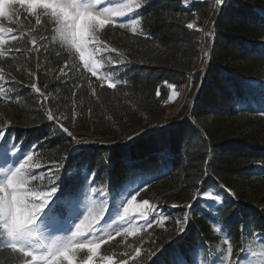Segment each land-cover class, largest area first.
Instances as JSON below:
<instances>
[{"label":"trees","instance_id":"16d2710c","mask_svg":"<svg viewBox=\"0 0 264 264\" xmlns=\"http://www.w3.org/2000/svg\"><path fill=\"white\" fill-rule=\"evenodd\" d=\"M210 9L211 0L189 7L182 5L181 0H150L140 10L144 18L142 28L148 38L127 30L113 32L106 29L101 38L132 61L120 72L128 84L118 85L116 90L98 88L100 99L97 100L88 92L86 81H77L83 84L74 98L77 102V128L99 135H119L145 120L165 114L169 103L164 104L166 89L163 81L175 83L177 89H181L199 52V33L186 29L185 22L193 18L192 13L199 18L206 17ZM253 9H264V0H226V7L222 8L215 22L211 57L202 83L201 71L193 79L196 93L188 114L173 124H161L163 129L158 125L131 140L122 137L117 143L89 145L93 152L86 161L82 162L80 154H69L66 161L61 160L63 173L73 176L78 173L83 177L91 168L96 173L95 184L106 186L110 192L140 178L141 184L147 181V185L138 196L139 200L153 201L162 195L175 204H187L197 187L202 193L205 189L216 188L225 197L223 203L228 207L223 219L234 225L230 230L235 242H243L241 226L250 220H255V231L260 232L264 222V171L256 167V162L264 159V116L253 109L264 103L260 88L264 83V59L251 55L244 45L245 42H264V23L258 22L251 14ZM17 20L19 24L11 25L17 32L21 26L27 31V25L33 23L22 11ZM48 56L47 67H41L37 83L42 90L51 88L49 92L59 99L61 110L70 103V111L72 83H61L56 79L55 71L65 57L62 54L57 58L54 48L49 49ZM44 59L42 51L40 60ZM13 64L15 67L7 63L0 66L11 71L23 84L13 92L16 100L6 104L0 101V119L12 120L14 127L11 131L25 145L37 143L39 147L42 144L46 158L56 159L70 153L74 147L70 138L53 122L47 121L43 110L37 107L39 97L30 88L31 81L26 74L30 64L34 67L35 60L17 54ZM45 83L49 88L44 89ZM158 84L161 85L160 98L155 96ZM48 106H53L51 100ZM89 107L92 109L90 116ZM53 129L57 135L50 136ZM209 155L208 171L211 175L204 177L202 185L196 184ZM219 185L234 191L235 197L229 196ZM193 203L185 242L216 245L220 237L213 232L209 215L199 202ZM169 214L181 216L182 207L169 210ZM166 226L168 231L163 230V238L157 237L155 245L151 244L152 240L144 245V248L151 246L157 251V256L148 264L180 239L176 237L167 242L175 231L171 220ZM108 249L105 245L104 250ZM5 255L0 254V264H3Z\"/></svg>","mask_w":264,"mask_h":264},{"label":"snow or ice","instance_id":"6c2138e0","mask_svg":"<svg viewBox=\"0 0 264 264\" xmlns=\"http://www.w3.org/2000/svg\"><path fill=\"white\" fill-rule=\"evenodd\" d=\"M197 2L203 0H181L185 7ZM148 3L150 0H0V64L15 67L13 59L17 54L35 60L34 67L30 64L26 74L31 81L30 88L38 94L37 107L43 110L47 121L67 134L74 146L70 153L59 158H46L42 144L39 147L37 143L25 145L11 131L14 127L12 120L0 119V254L6 253L3 264H144L145 257L151 260L157 256V251L151 246L144 249L147 241L141 233L151 238L152 233L148 229L154 226L167 232L166 222L169 220L173 222V230L180 239L164 249L152 264H264V222L258 233L254 219L243 224L241 236L244 242L236 243L230 230L234 229V225L223 219L228 206L220 203L222 194H213L207 189L202 193L197 187L187 204L170 206L182 207V215L172 217L158 205L151 204L149 199L137 201L146 189L145 181L132 191L119 186L114 188L113 192L123 199L119 203L113 199L109 211L107 188L104 185L94 186L92 178L96 173L91 168L83 177L78 173L75 176L63 173L61 160L66 161L69 154H80L83 162L93 152L84 136L74 135V129L70 131V127L65 126V121L75 123L77 102L74 98L83 86L77 81H86L88 92L97 100L100 99L98 88L116 90L118 85L128 84L120 72L132 61L101 37L106 29L113 32L122 29L148 38L142 28L144 18L137 12ZM223 7H226V0H214L213 14L219 13ZM21 11L33 22L27 25V31L24 26L17 32L14 26L4 25L5 21L9 25L19 24L15 18ZM251 14L258 22L264 23V9H253ZM192 16L190 21L185 22L186 29L202 32L206 41L214 42L215 21L198 25L199 16L196 13ZM208 23L212 27L205 31ZM244 47L251 55L264 59V42H245ZM50 48H54L57 58L62 54L65 57L55 71L56 79L61 83H72L70 111L67 108L61 110L59 99L51 92L43 91L37 83L41 67H47ZM42 51L44 61L40 60ZM201 52V62L206 66L210 51L202 48ZM110 53H118V56L114 58ZM105 64L110 68L101 72ZM200 71L202 83L204 70ZM19 84L23 81L0 66V101L6 104L16 100L13 92ZM163 86L166 89L164 104L174 102L180 95L177 85L165 80ZM248 86L251 87L250 82ZM43 87L47 89L48 84ZM260 88L264 96V83ZM155 96H162L159 84ZM50 100L52 107L48 106ZM253 111L264 116V103ZM91 112L89 107V116ZM163 127L160 126L161 129ZM55 135L57 131L53 129L50 136ZM133 138L128 137L130 140ZM210 159L211 155L204 160L203 171L196 184L202 185L204 177L211 175L208 171ZM256 167L264 171V159L257 161ZM219 187L235 197L236 193L231 189L224 185ZM197 199L211 201L210 206L213 207L219 205V217H212V230L220 237V244L216 246L185 242L190 210ZM130 237L136 238L139 245L129 243ZM151 244L155 245V240ZM105 245H110L107 251L104 250ZM117 245L124 250L119 253L113 251L112 248ZM198 247L205 250L203 260L197 256ZM218 247L221 249L219 253ZM234 251L240 255L234 257Z\"/></svg>","mask_w":264,"mask_h":264},{"label":"rangeland","instance_id":"374dc122","mask_svg":"<svg viewBox=\"0 0 264 264\" xmlns=\"http://www.w3.org/2000/svg\"><path fill=\"white\" fill-rule=\"evenodd\" d=\"M213 5H214V0H211V9H210L209 14L206 17H204V18H199L198 25H205V22H207V21H216L217 20V18L219 16V14L221 13L222 9H221V11L219 13L213 14ZM140 10H141V8L138 9L137 12L140 13ZM18 18H19V15L15 19L17 20ZM118 19L124 20L125 18H118ZM4 25L6 27L7 26H11V25L8 24L7 21L4 22ZM211 27H212L211 23H208L207 26L205 27V31H207ZM198 33H199V35H198L199 52L194 57V60H193L192 66H191V72H190L189 78L186 81V83L182 86L181 89H177V91L180 92V95L175 99L174 102H169V104L167 105V111H166L165 114H163L162 116H160V117H158L156 119H153V120H145L142 123H140V124H138L136 126H133L128 131L123 132V133H121L119 135H99V134H96V133H94V132H92L90 130H87V129L77 128V124H78L77 115L75 116V123L74 124H71L69 121H65V126L70 127V131H72L74 129V135H77L78 137L79 136H84L87 139V141L89 142L88 146L89 145L99 146V145H102V144L117 143V142H119L121 140L122 137H127V138L129 136L136 137V136H138V135H135V133H137V132H140L141 134H144V133H147V132L151 131L153 128H155L158 125H161V124H167L168 125V124H173V123L179 121L182 117H184L186 114L189 113V111L191 110L192 105L194 103V96H195V93H196V89L193 87V79H194L195 75L200 71V69L205 70L207 65H208V63H209V61H210L211 49H212L213 42L206 41L204 33H202V32H198ZM201 38H202V41H201ZM202 48L203 49H207V50L210 51V56H209L208 63H207L206 66L201 62V55H202L201 49ZM105 55H109V54H105ZM110 55L112 57H114V58L118 56L117 53H110ZM198 57H199L200 65L197 66L196 63H195V60ZM109 68H110V66L105 64L104 68L101 69V72L109 70ZM19 85H17L16 87H18ZM48 88H49V84H48ZM50 89L51 88H49V91H50ZM43 91L49 92L48 90H43ZM69 106H70V103L67 104L65 106V108L68 109ZM141 129H143L142 132H141ZM87 134H91L93 137L92 138H88ZM37 171H39V170H37ZM92 179L94 180V178H92ZM141 182H142V179L135 178V179H132V180L128 181L127 183H125L123 186H121V188H126L128 191H132L133 189H135L136 187L141 185ZM94 186H97V185L94 184ZM97 187H100V186H97ZM208 190L212 191L213 194H218V193L221 194L220 190H218L216 188H211V189H208ZM58 195H59V193H58ZM107 196H108V201H109V211H111V209H112L113 199H115L117 203H119L120 200L123 199V197L121 195H118V194H116L114 192H110L108 188H107ZM222 197H223V199H222V201L220 203L224 202V199H225L224 195H222ZM137 201L138 202L140 201L138 199V197H137ZM196 202L197 203L199 202L202 205L203 209L209 215V217H210V219L212 221V224H213L214 221H213L212 217H214V216L219 217V211H218L219 205L217 204L214 207L210 206V205H212V202L204 200V199H197ZM150 203L158 205L159 208L163 209V211L166 214H168V215H170L169 214V210L173 209L170 206L175 204L174 202H169L162 195L158 196L153 201H150ZM177 205L184 206L185 204H177ZM194 205L195 204L193 203V206ZM191 211L192 210H190V215H191ZM105 218H107V213H106ZM166 228H167V226H166ZM148 232L152 233L151 238L148 236V234L141 233V235H143L144 241H147V242L151 241V240H155L156 241L158 239L157 237H162L163 238V234H164L163 233L164 232L163 229H159V228L154 226L152 229H148ZM176 237H179V236L175 232L167 239V242L172 241ZM117 239H119V238H117ZM242 241L244 242V238H242ZM128 242L129 243H136L137 245H139V241L136 240V238L130 237ZM218 244H220V241L216 245H218ZM144 245H145V243H144ZM144 245H143V247H144ZM216 245H207V246L212 247V246H216ZM106 246H108L110 248V245H106ZM149 247L150 246H148V247H146L144 249H148ZM152 249L154 250V248H152ZM112 250L117 252V253H119V252H122L124 249H123L122 246L117 245V246L113 247ZM220 250L221 249L218 247L217 248V253H219ZM204 251H205L204 249H201L199 247L196 250L197 256L201 260L204 259ZM236 255H240V253H237V252L234 251V257ZM149 262H150V260L145 257L144 264H148Z\"/></svg>","mask_w":264,"mask_h":264},{"label":"bare ground","instance_id":"6f19581e","mask_svg":"<svg viewBox=\"0 0 264 264\" xmlns=\"http://www.w3.org/2000/svg\"><path fill=\"white\" fill-rule=\"evenodd\" d=\"M201 41H202V38H201ZM200 61H199V57L195 60V63H196V65L198 66V65H200V63H199ZM87 137L88 138H92L93 136L91 135V134H87Z\"/></svg>","mask_w":264,"mask_h":264},{"label":"water","instance_id":"95a60500","mask_svg":"<svg viewBox=\"0 0 264 264\" xmlns=\"http://www.w3.org/2000/svg\"><path fill=\"white\" fill-rule=\"evenodd\" d=\"M216 22V21H215ZM211 57V56H210Z\"/></svg>","mask_w":264,"mask_h":264}]
</instances>
